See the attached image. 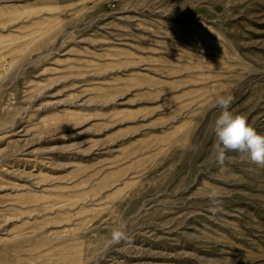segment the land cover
Returning a JSON list of instances; mask_svg holds the SVG:
<instances>
[{
	"label": "rangeland",
	"instance_id": "rangeland-1",
	"mask_svg": "<svg viewBox=\"0 0 264 264\" xmlns=\"http://www.w3.org/2000/svg\"><path fill=\"white\" fill-rule=\"evenodd\" d=\"M228 94L264 134V0H0V264H264Z\"/></svg>",
	"mask_w": 264,
	"mask_h": 264
},
{
	"label": "clouds",
	"instance_id": "clouds-1",
	"mask_svg": "<svg viewBox=\"0 0 264 264\" xmlns=\"http://www.w3.org/2000/svg\"><path fill=\"white\" fill-rule=\"evenodd\" d=\"M233 97L228 95H218L213 103V107L220 109L219 115L210 128L214 133L209 159L217 165L223 166L225 161L230 159L229 152L239 153L241 158H248L252 163L264 166V134L259 133L243 115L233 114L229 109ZM190 150L196 152L199 145L191 144ZM206 198L210 202L209 211L215 213L222 209L223 193L216 187H212ZM127 224L122 223L120 227L114 228L111 232V242L120 243L126 241Z\"/></svg>",
	"mask_w": 264,
	"mask_h": 264
}]
</instances>
